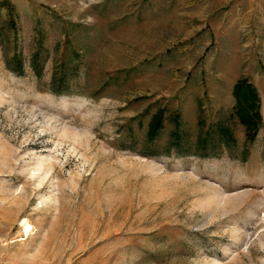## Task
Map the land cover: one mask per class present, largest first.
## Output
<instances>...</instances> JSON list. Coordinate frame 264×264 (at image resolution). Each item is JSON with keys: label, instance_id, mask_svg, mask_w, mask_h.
<instances>
[{"label": "rangeland", "instance_id": "rangeland-1", "mask_svg": "<svg viewBox=\"0 0 264 264\" xmlns=\"http://www.w3.org/2000/svg\"><path fill=\"white\" fill-rule=\"evenodd\" d=\"M0 264H264V0H0Z\"/></svg>", "mask_w": 264, "mask_h": 264}, {"label": "trees", "instance_id": "trees-1", "mask_svg": "<svg viewBox=\"0 0 264 264\" xmlns=\"http://www.w3.org/2000/svg\"><path fill=\"white\" fill-rule=\"evenodd\" d=\"M6 6L9 9V6L8 5H6ZM11 58H12L11 61L13 63L12 66H10L8 63L9 59H7V58L4 59L5 63H6V67L9 68L12 72L18 73V71L20 70V66H21L20 59L18 58V56L14 55V54L12 55ZM36 58H37L36 55H34V57H32V56L30 57L29 66L32 69V71L34 72V75L37 78H39L41 76V73H42V64H40ZM237 90H239V89H237ZM248 106H249V104L243 103L241 105V110H245ZM241 110H240V105H239L238 112ZM257 117H258V113L252 112L251 116H248L246 118H242V121L244 122V124H246V126L248 128L255 120H257ZM157 128H158V126L152 127L150 129L149 133H147L148 131L146 132L145 137L148 141H151L155 138V136L157 134V130H158ZM223 134H226V132L225 133L223 132ZM254 138H255L254 134H251L249 136L250 141H252ZM143 154H150V153H143ZM202 156H204V155H202Z\"/></svg>", "mask_w": 264, "mask_h": 264}]
</instances>
